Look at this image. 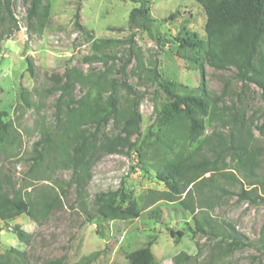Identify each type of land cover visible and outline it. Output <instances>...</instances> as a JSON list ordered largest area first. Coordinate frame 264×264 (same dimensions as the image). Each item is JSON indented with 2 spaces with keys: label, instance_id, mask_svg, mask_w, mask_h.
<instances>
[{
  "label": "rangeland",
  "instance_id": "obj_1",
  "mask_svg": "<svg viewBox=\"0 0 264 264\" xmlns=\"http://www.w3.org/2000/svg\"><path fill=\"white\" fill-rule=\"evenodd\" d=\"M49 1L50 16L40 33L28 28V4L24 0H11L19 29L0 41V109L8 111L5 120L13 122L18 139L15 147L0 145V181L9 192L21 191L28 195V191L33 199L47 191L62 196L51 213L38 221L25 214L10 222L0 218V255L7 248L16 247L25 252L28 264H43L59 258L63 264H75L99 251L91 264H129L132 251L156 238L152 250L159 264H174V257L181 251L195 256L182 264H264V252L255 248L226 253L218 239L195 230L193 215L183 208L180 200L159 198L168 188L157 178L154 165L180 152L198 151L215 124L206 118V130L194 142L185 141L182 132L161 126L158 113L168 98L159 84L151 81L148 69L157 68L160 81H177L189 90L203 85L208 94L223 95L220 106L234 105L244 110L258 143L264 146V136L256 129L264 120L262 89L252 84L242 92V83L234 78L232 70L212 67L202 50L181 47L176 40L184 26L201 38L206 37L207 14L202 5L194 0H149L152 16L138 15L131 22V12L141 6L140 0ZM79 10L83 29L76 24ZM177 10H180L177 18L168 19ZM129 37L135 38V50L128 44L105 50L116 55L108 65L85 61L86 55L96 52L94 39ZM28 56L33 58V72L28 70ZM128 59L130 62L126 65ZM72 66L85 72L106 70L119 84L127 81L142 96L141 130L131 137L134 146L101 154L92 164V177L86 184L84 199L78 197L76 184L70 182L71 169L64 168L52 157L37 167L34 165L35 142L41 139L45 128L55 130L57 125V101L61 93L48 91L54 83L52 75L63 74ZM22 86L31 91V107L18 105L22 103ZM85 92L86 89L77 86L74 94L80 98ZM120 94L125 100L127 88L122 86ZM105 129L112 133L113 122ZM204 151L200 150L198 155ZM141 152L143 157L139 158ZM260 163L258 172L264 174V151ZM235 168V161L228 156L226 164H221L215 172V180L232 193L224 196L211 213L258 240L264 224V201L253 203L239 199L236 193L241 184L225 175L229 171L238 174ZM210 175L211 172L206 174ZM121 187L133 191L141 208L140 215L128 219H105L98 215L96 195ZM157 209L162 211L161 217L155 216ZM16 224L31 234L28 243L12 231L10 225ZM183 227L188 231L176 243L170 230Z\"/></svg>",
  "mask_w": 264,
  "mask_h": 264
},
{
  "label": "trees",
  "instance_id": "obj_2",
  "mask_svg": "<svg viewBox=\"0 0 264 264\" xmlns=\"http://www.w3.org/2000/svg\"><path fill=\"white\" fill-rule=\"evenodd\" d=\"M24 1L28 4V28L41 33L50 16L51 2ZM140 1L141 6L131 12V22L138 15L146 18L152 16L150 1ZM194 1L202 5L207 14L206 37L201 38L198 33L184 26L176 36L180 46L202 50L207 62L216 69L232 70L234 78L242 83V92L255 84L262 89L264 100V0ZM179 13L180 10L175 11L168 19L177 18ZM76 24L84 28L80 22V10L76 13ZM18 29L11 0H0V41L11 37ZM125 44L135 50L134 37L94 39L93 48L96 52L86 55L84 59L87 63L100 61L108 65L116 55H110L105 50ZM27 62L28 70L33 72V58L28 56ZM129 62L130 59L126 65ZM148 71L151 81L158 83L168 98L158 113L161 126L182 132L185 141L194 142L205 132L206 118L215 124L213 132L206 136L198 151L188 154L180 152L174 158L154 165L157 178L168 188L162 191L159 198L180 200L183 208L193 215L195 230L218 239L226 253L244 248L264 252V224L259 239L253 240L233 223L218 219L211 213L224 196L232 193L220 185L214 175L221 164H226L228 156L235 161L238 174L229 171L225 175L241 184V189L236 193L239 199L253 203L264 201V174L258 172L264 146L258 143L252 123L245 119L244 110L234 105L220 106L223 95L212 96L203 85L196 90H189L177 81H160L157 68ZM52 79L54 83L48 91L61 93L57 101V125L55 130L45 128L41 139L35 142L34 165L37 167L52 157L64 168L71 169L73 177L70 182L76 184L78 197L84 199L86 184L92 177V164L101 154L117 153L134 146L131 137L141 130L142 116L139 109L142 96L127 81L119 84L106 70L85 72L83 68L72 66L63 74H53ZM77 86L86 89L80 98L74 94ZM122 86L127 88L125 100L120 94ZM30 96L31 91L22 86V103L18 105L31 107L33 102ZM8 115L7 110L0 109V145L15 147L18 138L13 122L5 120ZM110 121L114 125L112 133L105 129ZM256 129L264 136V120L256 125ZM200 150L205 151L198 155ZM142 157L141 152L139 158ZM209 172L212 175L206 176ZM28 195L21 191L9 192L0 181V218L10 222L25 214L38 221L40 217L45 218L51 213L62 196L53 191L41 193L36 199ZM95 199L96 212L105 219H128L138 217L141 212L133 191L124 187L99 193ZM161 214L160 209L155 211V216L161 217ZM10 227L21 241H30L31 234L20 224ZM187 231L185 227L170 230L176 243ZM155 239L132 251L128 256L129 264H159L152 250ZM98 254L99 251L93 252L75 264H91ZM193 258L194 255L181 251L174 257V264H182ZM0 264L28 263L24 251L9 247L0 255ZM43 264H63V261L61 258L50 259Z\"/></svg>",
  "mask_w": 264,
  "mask_h": 264
}]
</instances>
